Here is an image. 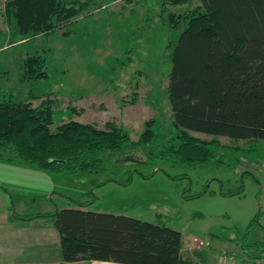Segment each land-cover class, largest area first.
<instances>
[{
    "label": "rangeland",
    "instance_id": "obj_1",
    "mask_svg": "<svg viewBox=\"0 0 264 264\" xmlns=\"http://www.w3.org/2000/svg\"><path fill=\"white\" fill-rule=\"evenodd\" d=\"M7 1L0 0V98L33 106L50 99L51 130L70 121L99 129L111 122L135 141L154 119L159 142L175 134L167 97L169 55L184 27L162 23L156 0H92L71 24L24 39L6 15ZM33 55L45 59L46 77L23 83L21 62ZM217 140L222 148L206 164L151 166L138 150L113 157L104 171L84 178L0 162V219L86 201L85 211L178 231L182 253L197 264L201 251L225 264H249L244 249L264 241V141Z\"/></svg>",
    "mask_w": 264,
    "mask_h": 264
},
{
    "label": "trees",
    "instance_id": "obj_2",
    "mask_svg": "<svg viewBox=\"0 0 264 264\" xmlns=\"http://www.w3.org/2000/svg\"><path fill=\"white\" fill-rule=\"evenodd\" d=\"M88 2L8 0L5 12L14 32L44 36L72 23ZM116 1V0H114ZM162 23L181 31L169 55L167 97L175 134L159 142L150 119L135 141L121 125L103 129L75 121L54 130L50 99L37 106L0 98V162L41 172L84 178L105 170L113 157L141 150L145 162L206 164L222 148L218 138L264 141V0H156ZM185 7L179 14L168 7ZM22 41V40H21ZM45 59L21 62V82L46 77ZM72 110V109H71ZM74 112V110H72ZM212 137L200 140L191 134ZM76 208L12 221L49 220L59 235L63 263L197 264L182 253L181 234L163 226ZM244 249L250 263L264 253V241ZM251 250H253L251 252ZM206 264L204 252L195 254Z\"/></svg>",
    "mask_w": 264,
    "mask_h": 264
},
{
    "label": "crops",
    "instance_id": "obj_3",
    "mask_svg": "<svg viewBox=\"0 0 264 264\" xmlns=\"http://www.w3.org/2000/svg\"><path fill=\"white\" fill-rule=\"evenodd\" d=\"M0 220V264H66L61 260L59 235L49 220L38 219L29 222L12 221L9 218ZM211 259L212 264H225L206 255V261L209 262Z\"/></svg>",
    "mask_w": 264,
    "mask_h": 264
},
{
    "label": "built area",
    "instance_id": "obj_4",
    "mask_svg": "<svg viewBox=\"0 0 264 264\" xmlns=\"http://www.w3.org/2000/svg\"><path fill=\"white\" fill-rule=\"evenodd\" d=\"M251 264H264V253L260 257L252 261Z\"/></svg>",
    "mask_w": 264,
    "mask_h": 264
}]
</instances>
